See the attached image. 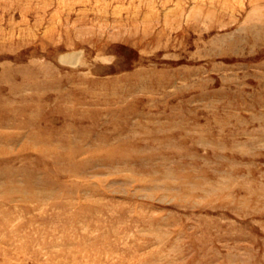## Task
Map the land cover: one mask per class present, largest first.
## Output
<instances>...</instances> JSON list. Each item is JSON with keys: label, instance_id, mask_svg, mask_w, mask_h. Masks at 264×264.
Masks as SVG:
<instances>
[{"label": "rangeland", "instance_id": "obj_1", "mask_svg": "<svg viewBox=\"0 0 264 264\" xmlns=\"http://www.w3.org/2000/svg\"><path fill=\"white\" fill-rule=\"evenodd\" d=\"M0 264H264V0H0Z\"/></svg>", "mask_w": 264, "mask_h": 264}, {"label": "bare ground", "instance_id": "obj_2", "mask_svg": "<svg viewBox=\"0 0 264 264\" xmlns=\"http://www.w3.org/2000/svg\"><path fill=\"white\" fill-rule=\"evenodd\" d=\"M75 58V57H74Z\"/></svg>", "mask_w": 264, "mask_h": 264}]
</instances>
